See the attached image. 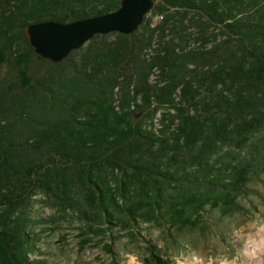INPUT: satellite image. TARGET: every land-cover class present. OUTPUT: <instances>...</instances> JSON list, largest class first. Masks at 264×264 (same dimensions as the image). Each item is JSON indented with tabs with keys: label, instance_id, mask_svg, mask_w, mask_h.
I'll use <instances>...</instances> for the list:
<instances>
[{
	"label": "trees",
	"instance_id": "obj_1",
	"mask_svg": "<svg viewBox=\"0 0 264 264\" xmlns=\"http://www.w3.org/2000/svg\"><path fill=\"white\" fill-rule=\"evenodd\" d=\"M152 1L136 31L97 33L54 63L36 55L29 24L121 0H0V63L15 72L0 76V264H42L29 207L40 194L109 230L240 210L248 163L222 150L264 126V0ZM34 55L47 62L38 74ZM162 106L174 109L162 128L144 126ZM225 155L236 163L218 165ZM155 248L145 264H170Z\"/></svg>",
	"mask_w": 264,
	"mask_h": 264
},
{
	"label": "rangeland",
	"instance_id": "obj_2",
	"mask_svg": "<svg viewBox=\"0 0 264 264\" xmlns=\"http://www.w3.org/2000/svg\"><path fill=\"white\" fill-rule=\"evenodd\" d=\"M150 16L153 22L157 20L155 13ZM194 45V40H190L188 46ZM46 64L34 55L29 70L32 74L41 73ZM157 73L153 74V80L158 78ZM14 74L6 63H0L1 77ZM167 111L172 113L174 109L162 106L152 118L145 119L144 126L158 132L162 128L160 114ZM142 114L135 115V119ZM229 149H234L236 157L245 158L250 170L244 190L237 189L235 195L240 210L224 212L219 202L220 205L214 208L206 206V220L202 218L197 225L196 220H190L195 227L166 218L159 222H142L135 230L119 225H110L109 230L104 224L88 227L85 218L47 205V198L40 194L29 206L33 219L30 231L36 242L31 259L42 264H145L151 259L150 248L154 245L156 252L170 264H236L233 248L235 242L245 236L247 255L254 256L256 240L252 229L264 230V126L253 133L248 145L242 149L226 146L222 151ZM228 159L236 163L225 155L218 160V165L226 166ZM232 177L229 175V179ZM188 217L193 218V215L188 214ZM229 227L232 228L231 238L227 235ZM245 264L250 262L245 261ZM255 264H264V260L258 259Z\"/></svg>",
	"mask_w": 264,
	"mask_h": 264
},
{
	"label": "water",
	"instance_id": "obj_3",
	"mask_svg": "<svg viewBox=\"0 0 264 264\" xmlns=\"http://www.w3.org/2000/svg\"><path fill=\"white\" fill-rule=\"evenodd\" d=\"M152 4V0H121L119 8L103 14H91L68 22L45 20L31 23L27 33L40 56L58 63L97 33L119 31L129 34L136 31Z\"/></svg>",
	"mask_w": 264,
	"mask_h": 264
},
{
	"label": "clouds",
	"instance_id": "obj_4",
	"mask_svg": "<svg viewBox=\"0 0 264 264\" xmlns=\"http://www.w3.org/2000/svg\"><path fill=\"white\" fill-rule=\"evenodd\" d=\"M257 224H259V221H257ZM252 233L254 239L256 240V246L254 249L255 255L252 257L247 255L248 245L247 237L245 236L244 239L236 241L233 248V257L236 261V264H245V261H249L250 264H255V261L258 259L264 260V230L258 231L257 228L254 227L252 229ZM227 235L229 238L232 237L231 227L228 228Z\"/></svg>",
	"mask_w": 264,
	"mask_h": 264
}]
</instances>
